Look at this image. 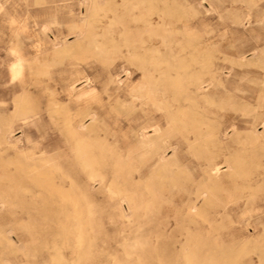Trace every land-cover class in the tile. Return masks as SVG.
Wrapping results in <instances>:
<instances>
[{"label":"rangeland","instance_id":"374dc122","mask_svg":"<svg viewBox=\"0 0 264 264\" xmlns=\"http://www.w3.org/2000/svg\"><path fill=\"white\" fill-rule=\"evenodd\" d=\"M230 1L116 0L98 17L94 0H0V114L14 144L1 147L2 192L10 193L5 174L18 166L17 152L35 146L83 210L68 217L66 201H42L16 172L14 203L0 206V264H264V177L258 188L254 180L264 154L251 144L244 152L242 139L253 115L243 116L244 102L264 111V0L251 9ZM147 9L166 25L126 30L148 39L134 48L120 19ZM71 123L78 139H69ZM256 129L263 134L262 123ZM143 136L157 139L159 153H146ZM98 145L108 158L92 180L81 157ZM209 166L219 179L209 180ZM199 192L203 215L189 208Z\"/></svg>","mask_w":264,"mask_h":264},{"label":"bare ground","instance_id":"6f19581e","mask_svg":"<svg viewBox=\"0 0 264 264\" xmlns=\"http://www.w3.org/2000/svg\"><path fill=\"white\" fill-rule=\"evenodd\" d=\"M208 1V0H207ZM202 2H204V1H202ZM232 4L233 3H235V2H241L242 3V5H241V8H243V6L245 7V8H248V9H251L252 8V6L253 5H256V0H231L230 1ZM37 3V2H36ZM92 3V2H91ZM94 3H95V5H96V12H97V16L98 17H106L107 15H108V8H107V6H112L111 4H113V5H116L117 4V2H116V0H94ZM199 3V2H198ZM167 5V4H166ZM198 5H200V4H198ZM211 5H212V3H211ZM126 6V5H125ZM124 6V7H125ZM203 6V5H202ZM213 6V5H212ZM59 7V6H58ZM92 7V6H91ZM126 9V8H125ZM61 10V9H60ZM57 11H59V10H57ZM126 11V10H125ZM110 12V11H109ZM114 12V11H113ZM163 12V11H162ZM118 14V13H117ZM244 14V13H243ZM247 17L250 15V12L248 13V14H245ZM55 16H57V15H55ZM128 16V15H127ZM94 17V16H93ZM122 17H123V15H122ZM251 17V16H250ZM124 18V17H123ZM165 15H162V13H156V12H154L152 9H147V11H145V12H141V14H139V15H136V14H132L131 15V18H129V19H120V23L122 24V26H124V32L126 33V30H131V29H134V30H136V31H153V30H155V28H157V27H159V26H162V25H166V22H165ZM249 19V18H248ZM116 20V19H115ZM100 21V20H99ZM251 21V20H250ZM47 24V23H46ZM55 24H57L56 22H55ZM118 24V23H117ZM141 24H143L144 26H142ZM59 25V24H58ZM113 25V24H112ZM155 25H157V26H155ZM159 25V26H158ZM42 26V25H41ZM45 27V26H44ZM49 27V26H48ZM122 29H123V27H122ZM160 32V31H159ZM125 33H124V35H125ZM155 33H156V31H155ZM79 34V33H78ZM126 35H127V33H126ZM59 38V37H58ZM113 38V37H112ZM119 38V37H118ZM153 38H155V34L153 35ZM165 38V37H164ZM18 39V38H17ZM21 40V39H20ZM55 40H57V39H55ZM114 40V39H113ZM116 40V39H115ZM125 40L127 41V42H129V44L130 45H132L134 48L135 47H137L138 46V43H139V45H142L144 42H146L148 39L147 38H145V37H136V36H134V35H132V34H128L127 36H126V38H125ZM257 41H258V39H257ZM54 42V41H53ZM113 43V42H112ZM115 43V42H114ZM124 43H126V42H124ZM152 43V42H151ZM22 44V43H21ZM56 45V44H55ZM126 45V44H125ZM124 45V46H125ZM41 46V45H40ZM105 46V45H104ZM103 46V47H104ZM123 46V47H124ZM129 46V45H128ZM144 46V45H143ZM153 46V45H152ZM156 46V45H155ZM10 46H8V48H9ZM42 47V46H41ZM98 47V46H97ZM122 47V46H121ZM154 47V46H153ZM157 47V46H156ZM7 48V47H6ZM36 48H38V47H36ZM128 48V47H127ZM133 48V49H134ZM257 48V46H255L253 49H256ZM260 48V47H259ZM13 49V48H12ZM28 49V48H27ZM39 49V48H38ZM103 49H105V48H103ZM131 49V48H130ZM132 49V50H133ZM141 49H145V48H141ZM150 50V48H147V50ZM152 49V48H151ZM155 49V48H154ZM97 50V49H96ZM129 50V49H128ZM135 50V49H134ZM133 50V51H134ZM93 51V50H92ZM136 51H138V50H136ZM156 51V50H155ZM159 51V50H158ZM29 52H30V50H29ZM130 52V51H129ZM148 52V51H147ZM151 52V51H150ZM149 52V53H150ZM153 52V51H152ZM252 52V51H251ZM9 53V52H8ZM60 53V52H59ZM10 54V53H9ZM29 54V53H28ZM41 55V54H40ZM39 55V56H40ZM135 55H136V53H135ZM151 55H153V53H151ZM159 55V54H158ZM130 56V55H129ZM128 56V57H129ZM147 56V55H146ZM211 56V55H210ZM213 56H215V55H212V57ZM38 57V56H37ZM232 57V56H231ZM245 57V56H244ZM35 58H36V56H35ZM170 58V57H169ZM255 58V57H254ZM257 58V57H256ZM210 59H211V57H210ZM243 60V59H242ZM127 61V60H126ZM132 61V60H131ZM226 61V60H225ZM235 63V62H234ZM259 66H260V68H262L263 70H264V58H263V61H260L259 62ZM205 66V65H204ZM39 68H41V67H39ZM140 68V67H139ZM14 69V68H13ZM145 69V68H144ZM186 70V69H185ZM1 71V70H0ZM14 71L16 72V69H14ZM18 71H20V70H18ZM223 71H226V70H223ZM229 72V71H228ZM225 73V72H224ZM10 74V73H9ZM12 80V79H11ZM81 80V79H80ZM194 80H196V79H194ZM210 82V81H209ZM151 83V82H150ZM261 84H262V86H263V89H264V79L261 81ZM72 86V85H71ZM73 87H75V86H73ZM200 89V88H199ZM202 89V88H201ZM200 89V90H201ZM2 90V89H1ZM200 90H198V91H200ZM2 93H3V91H2ZM261 93V92H260ZM262 93H264V92H262ZM22 94V93H21ZM82 94H84V92H82ZM260 96V95H259ZM261 98V97H260ZM258 101H259V99H258ZM250 103V102H249ZM258 104V103H257ZM248 103L247 102H244V107H243V116H248V115H250V113H252L253 112V115H252V120H251V127H252V130H250V132H248L249 130H247V132L248 133H246L244 130H243V132H245L243 135H242V139H245L244 140V152H246L247 150H249V148H248V146H250V144L254 147V148H257V150H258V152H262V153H258V154H264V141L263 140H261V139H264V131H263V134H260V133H258L257 132V129H256V126H257V123L258 122H260V123H262L263 124V126H264V111H261V112H259V111H257L256 110V108H250V106L248 107ZM255 106V105H254ZM253 106V107H254ZM259 106V105H258ZM256 107V106H255ZM17 108H22L21 110H23V107H22V105H19V104H17ZM259 109V108H258ZM11 112H12V110H11ZM130 115V114H129ZM90 116V115H89ZM130 117V116H129ZM27 118H29L28 116H24L23 117V119L24 120H26ZM92 119L93 120H95L96 119V114H92ZM28 120V119H27ZM243 122H250L249 120H247V119H243ZM80 125V124H79ZM70 127L67 129V133H68V135H69V139H78V138H76V136L79 134L78 133V130H77V128L75 127V125L74 124H70L69 125ZM82 126V125H81ZM81 126L79 127V128H81ZM260 126V125H259ZM262 126V125H261ZM88 127V126H87ZM155 127V126H154ZM133 128V127H132ZM150 128V127H149ZM152 128V127H151ZM88 129V128H87ZM146 129V128H145ZM155 129V131L157 130V128H154ZM147 130V129H146ZM9 131H11V129H10V124L8 125V123H7V121H5V120H3L2 119V117H1V114H0V173H1V167H2V159H3V157H2V151H4L3 150V148H1L2 147V145L3 144H5V145H8V147H7V149L8 148H13L14 147V144L10 141V139H9V136H8V133H9ZM145 131V130H144ZM242 131V130H241ZM158 132V131H157ZM158 133H160V132H158ZM239 133V132H238ZM151 134V133H150ZM153 134H154V132H153ZM156 134V133H155ZM163 134H165V133H163ZM162 134V135H163ZM140 135H141V132H140ZM169 135V134H168ZM240 135V134H239ZM148 136V135H147ZM154 136V135H153ZM157 136V135H156ZM14 137V136H13ZM139 137V136H138ZM142 137V136H141ZM144 138L142 139V144H143V146H144V148H145V151H146V153H148V154H151V155H154V154H157V153H159V149H160V147H159V145H158V143H157V139H155L154 137H153V139H151V138H146L145 136H143ZM151 137V136H150ZM164 137V136H163ZM167 138V137H166ZM163 140V139H162ZM162 140H161V142H162ZM13 141V140H12ZM59 141V140H58ZM22 142V141H21ZM166 142V141H165ZM56 143V142H55ZM55 143H53V144H55ZM94 143V142H93ZM22 144V143H21ZM168 144H170L169 142H168ZM190 144H191V142H190ZM29 145V144H28ZM52 146V145H51ZM93 146V145H92ZM166 146V145H165ZM24 147V146H23ZM97 147V146H96ZM177 146H175V147H173V148H176ZM20 148V147H19ZM47 148H48V146H47ZM191 148H193L192 146H191ZM83 149V148H82ZM72 150V149H71ZM91 150L92 149H90L89 150V152H90V155H85V156H83V157H81V161L83 162V164L84 165H87V166H89V168L91 167L92 169H91V171H90V173H89V178H91L92 180L93 179H95V177L96 176H98V173H97V165L99 166V161L98 160H101V159H106L105 158V156L107 157V155H105L104 156V153H103V148L102 147H100L99 145H98V147H97V150H96V152H91ZM176 150V149H175ZM253 150V149H252ZM6 151V150H5ZM41 151H43L42 149H41ZM84 151V150H83ZM93 151V150H92ZM121 151V150H120ZM174 151V150H173ZM85 152V151H84ZM17 153H19V154H21V158H20V160H17V161H15V163H14V161L12 162H10V164H16L17 162H18V166H16L15 167V171H14V169L13 170H10L9 171V173H6L5 174V177H6V179H8V181H10L9 183H10V188H8L9 189V192L11 193V191H12V189L14 188V186H13V183H12V181L14 182L16 179V174L18 173V174H20V175H18V178H19V176H21V174H27V176H29L28 178H29V180H30V182L32 183V184H34V185H36V186H38L40 189H41V198H42V201H48V200H50V199H54V200H56L57 202H59V203H63V202H65L66 201V209H67V212H66V215L68 216V217H73V218H81L82 217V214H83V210L81 209V208H79V204H80V198L78 197V196H76V195H74V194H72V193H69V192H67L66 190H65V188H64V185H63V183L61 182V181H57L56 180V178L54 177L55 176V174H54V176L51 174L52 172H49V171H47L46 170V168L44 167V163L46 162V157L44 156V155H39L38 156V152L36 151V148H35V146H32L31 148H29V149H25V150H20L19 152H17ZM103 155H102V154ZM120 153V152H119ZM175 153V152H174ZM173 153V154H174ZM4 154V153H3ZM18 155V154H17ZM121 155V154H120ZM69 156V155H68ZM258 156H260V155H258ZM122 158H124L123 156H121ZM167 156L165 155V152H162L161 154H160V156H159V165H158V167H166V166H168V164H169V160L166 158ZM171 157V156H170ZM108 158V157H107ZM121 158V159H122ZM65 159V158H64ZM119 159V158H118ZM120 160V159H119ZM118 160V161H119ZM145 160V159H144ZM168 160V161H167ZM102 161V160H101ZM116 161V160H115ZM124 161V160H123ZM59 162V161H58ZM77 162H79V159H78V161ZM47 163V162H46ZM176 163V162H175ZM234 163V162H233ZM237 163H239L238 161H237ZM236 163V164H237ZM117 164H118V162H117ZM119 164H121V163H119ZM118 164V165H119ZM61 165V164H60ZM80 165V164H79ZM115 166H116V164H114ZM123 165H125V164H123ZM142 165V164H141ZM255 165H256V163H255ZM259 165V164H258ZM54 166H56V165H54ZM104 166V165H103ZM121 166V165H120ZM177 166V165H176ZM207 166V165H206ZM217 166H219V165H217ZM230 166V165H229ZM119 167V166H118ZM221 167V166H220ZM88 168V167H87ZM183 168V167H182ZM51 169V168H50ZM53 170H54V168H52ZM62 169V168H61ZM133 169V168H132ZM165 169V168H164ZM179 169V168H178ZM231 169V168H230ZM229 169V170H230ZM239 169H240V174L244 177V179H248V177L249 178H251L250 176H249V174H250V172H249V170L247 169V166H246V162H240V165H239ZM251 169V168H250ZM18 170V171H17ZM252 170V169H251ZM258 169H256V171H257ZM134 171H136V170H134ZM219 169L218 168H216V167H214L213 168V166H209V170H208V177H209V180H212V181H214V180H217V179H219ZM17 172V173H16ZM98 172H101L100 170L98 171ZM130 172H132V171H130ZM155 172V171H154ZM185 172V171H184ZM103 173V172H102ZM139 173V172H138ZM254 173V172H253ZM257 172H255V174H256ZM63 174V173H62ZM61 174V175H62ZM131 174V173H130ZM65 175V174H64ZM252 175V174H251ZM66 176V175H65ZM154 176V175H153ZM242 176H241V178H242ZM63 177V176H62ZM70 177V176H69ZM159 177H161V176H159ZM262 177H264V171H259L258 172V174H257V176H256V178L254 179L255 180V182H256V184L258 185L257 186V188L259 187V185H263V181L262 180H260V179H258V178H262ZM98 177H96V179H97ZM147 178V177H146ZM145 177L143 178V180L144 179H146ZM153 178V177H152ZM240 178V179H241ZM70 179V178H69ZM75 179V178H74ZM114 179V178H113ZM151 179V178H150ZM149 179V180H150ZM0 180H1V175H0ZM71 180V179H70ZM139 180H140V178H139ZM142 180V179H141ZM156 180H158V179H156ZM172 180V179H171ZM253 179H252V181H254ZM85 181V180H84ZM95 181V180H94ZM93 181V182H94ZM148 181V180H147ZM70 182V181H69ZM96 182V181H95ZM221 182V181H220ZM247 182H249V181H247ZM87 183V182H86ZM100 183L101 184H105L109 189H110V191L111 190H113V188H114V183H113V181H105V177H104V175L102 174L101 175V177H100ZM138 183V182H137ZM174 183V182H173ZM246 183V182H245ZM250 183H252V182H250ZM71 184V183H70ZM146 183L144 182V185H145ZM90 185V184H89ZM94 185V184H93ZM250 185V184H249ZM74 186V185H73ZM206 186V185H205ZM91 187V186H90ZM146 187V186H145ZM150 187V185L148 186V188ZM252 187V186H251ZM254 188H255V186H253ZM107 188V189H108ZM147 188V189H148ZM256 188V189H257ZM11 189V190H10ZM23 189H24V187H23ZM28 189V188H27ZM93 189V188H92ZM91 189V190H92ZM146 189V188H145ZM149 189H151V188H149ZM251 189V188H250ZM115 190V189H114ZM253 190V189H252ZM258 190V189H257ZM209 191V190H208ZM214 191V190H213ZM244 191V190H243ZM249 191V190H248ZM214 192H216V191H214ZM10 193H7V192H2V189H1V186H0V206L2 207V206H4V208L5 207H9V206H12V204L14 203V201H13V198H12V193L10 194ZM43 193V194H42ZM127 193V192H126ZM256 193H257V191H256ZM258 193H259V191H258ZM251 194V193H250ZM247 195V194H246ZM254 195L255 194H253V196H252V198L254 197ZM32 196H34V198H35V196H38L37 194H32ZM204 197V199H206L207 197V195H205V193H198V194H196V196H195V198H190L189 199V208H190V210L193 212V213H195V214H198V215H203V213H202V210L201 209H199V208H197V204H196V202H197V200L200 198V197ZM132 197H134V195L132 196ZM124 198V197H123ZM148 199H150V197L148 198ZM254 199V198H253ZM125 200V199H124ZM131 200H133L131 197H129L128 199H127V201H131ZM187 203V202H186ZM136 204V203H135ZM200 204V203H199ZM128 205V204H127ZM129 205H131V204H129ZM133 206V205H132ZM129 208V207H128ZM201 208V207H200ZM124 211V210H123ZM124 213V212H123ZM91 214V213H90ZM126 214V213H125ZM143 215V214H142ZM126 217V216H125ZM128 217V216H127ZM126 217V218H127ZM131 217V216H130ZM26 218H27V216H26ZM129 218V217H128ZM81 226H83V225H81ZM80 226V227H81ZM72 228V227H71ZM70 227L68 228V230H70L71 229ZM77 229H78V227H77ZM8 232H9V230H8ZM78 232V231H77ZM81 232H82V230H81ZM79 235V234H78ZM80 237V236H79ZM4 238L6 239V241H7V243L8 244H10V245H13V241H12V239H11V237H9V236H4ZM81 238V237H80ZM84 238V237H83ZM161 238V237H160ZM15 239V238H14ZM13 239V240H14ZM0 240H1V238H0ZM76 240V239H75ZM83 240V239H82ZM17 241V240H16ZM2 242H4V241H2ZM82 242V241H81ZM204 243V242H203ZM3 244V243H2ZM81 244V243H80ZM15 245V244H14ZM13 245V246H14ZM17 245V244H16ZM196 245V244H195ZM21 246V245H20ZM193 246V245H192ZM7 247V246H6ZM163 248H165V249H169L170 248V245H168V244H163V246H162ZM81 248V247H80ZM9 249V248H8ZM243 249V248H242ZM241 249V250H242ZM245 249V248H244ZM259 249V248H258ZM13 250V249H12ZM17 250H18V248H17ZM187 250V249H186ZM236 251H237V249H236ZM239 251H240V249H239ZM198 252V251H197ZM244 252V251H243ZM19 253V252H18ZM195 253V252H194ZM222 253V252H221ZM231 253V252H230ZM262 253H264V252H262ZM239 254V253H238ZM236 255H237V253H236ZM241 255V254H240ZM228 256H229V254H228ZM239 256V255H238ZM237 256V257H238ZM189 257V256H188ZM230 257V256H229ZM232 257V256H231ZM236 257V258H237ZM56 258V260L58 261V262H62L61 261V258L60 257H55ZM76 259V258H75ZM263 259V258H262ZM0 260H1V258H0ZM53 260H54V258H53ZM7 261V260H6ZM73 261H75V260H73ZM192 261V260H191ZM223 261V260H222ZM226 261V260H225ZM9 262H11V261H9ZM8 262V263H9ZM212 262V261H211ZM220 262V261H219ZM234 262V261H233ZM263 262V261H262ZM6 263V262H5ZM53 263H55V262H53ZM73 263V262H72ZM71 263V264H72ZM241 263V262H240ZM264 263V262H263ZM7 264V263H6ZM60 264V263H59ZM221 264V263H220ZM224 264V263H223ZM229 264V263H228ZM237 264V263H236Z\"/></svg>","mask_w":264,"mask_h":264}]
</instances>
